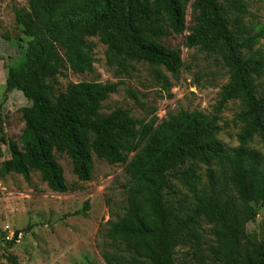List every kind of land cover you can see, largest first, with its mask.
Masks as SVG:
<instances>
[{
	"label": "trees",
	"instance_id": "16d2710c",
	"mask_svg": "<svg viewBox=\"0 0 264 264\" xmlns=\"http://www.w3.org/2000/svg\"><path fill=\"white\" fill-rule=\"evenodd\" d=\"M26 2L27 9L15 11L25 47L21 60L7 68L5 88L30 103L22 109L27 135L21 146L0 138L10 156L3 171L25 181L36 172L52 192L65 194L69 188L57 155L69 157L82 183L91 180L94 158L124 166L125 203L104 236L105 264H177L176 250L188 238L199 246L195 228L201 222L212 227L207 251L213 264H264V246L245 232L264 208V154L246 148L253 137L264 142V92L258 97L254 86L255 79L264 77V56L250 54L257 36L243 38L229 29L224 6L231 8L233 0ZM186 31L185 48L220 56L227 70L216 114L230 101L243 106L236 148L226 149L215 137L217 116L207 118L198 111L181 110L158 120L153 109L148 121L123 108L102 114V104L117 93L122 80L69 84L62 93L55 89L65 68L74 74L93 72L95 45L87 39L98 38L117 67V78L130 76L132 64H144L160 90L168 92L171 84L162 69L177 78L185 66L181 51L161 39ZM126 95L145 107L135 90L128 88ZM135 138L137 143L128 146ZM194 163L208 168V189L186 212L177 211L167 200L170 181L197 178ZM211 166L217 169V181ZM84 211L75 215L85 216Z\"/></svg>",
	"mask_w": 264,
	"mask_h": 264
},
{
	"label": "rangeland",
	"instance_id": "374dc122",
	"mask_svg": "<svg viewBox=\"0 0 264 264\" xmlns=\"http://www.w3.org/2000/svg\"><path fill=\"white\" fill-rule=\"evenodd\" d=\"M224 8L229 29H237L243 38L257 36L250 54L264 56V0H233L231 8ZM25 9L26 0H0V138L14 141L19 146L27 135L22 109L29 107L30 103L18 91L7 92L5 82L7 68L17 64L23 55L25 42L19 40L26 39L16 24L15 11ZM186 22L187 29H190L193 15L189 7ZM186 35L187 31L161 39L166 47L181 51L185 66L177 78L162 69L171 84L168 92L160 90L153 73L144 64H132L134 70L130 76L122 74V79L117 78V67L98 38L87 39L95 45L93 72L74 74L65 68L56 77L55 89L62 93L69 84H106L122 80L123 85L118 87L117 93L102 104V114L123 108L129 110L133 118L148 121L153 109L158 120L181 110L198 111L207 118L217 116L219 129L215 137L226 149L236 148L238 134L244 125L238 120L243 106L239 101H230L221 113L216 114L219 93L228 81L227 70L223 68L220 56L185 48ZM254 86L259 97L264 92V77L255 79ZM128 88L142 96L143 109L126 95ZM137 140L135 138L128 146ZM246 148L264 154V142L258 137L251 138ZM9 158L7 147L0 142V264H105L101 256L106 250L104 236L109 222L122 214L125 203L128 177L124 166L109 165L94 158L91 180L82 183L74 175L69 157L57 155L69 188V192L59 194L52 192L36 172L31 174L29 181L20 175L5 173L3 163ZM193 166L197 178L188 183L176 179L170 181L171 193L167 194V200L177 211L186 212L208 189V168L196 163ZM186 168L188 166L183 169ZM210 169L217 181V169L214 166ZM79 211H84L85 216L75 215ZM211 230L212 227L204 222L198 224L195 232L199 246L188 238L176 250V263L213 264L207 251L213 239ZM16 232L17 240L14 241L12 238ZM245 232L258 245L264 246V208H259L256 220L246 225Z\"/></svg>",
	"mask_w": 264,
	"mask_h": 264
},
{
	"label": "water",
	"instance_id": "95a60500",
	"mask_svg": "<svg viewBox=\"0 0 264 264\" xmlns=\"http://www.w3.org/2000/svg\"><path fill=\"white\" fill-rule=\"evenodd\" d=\"M17 235H18V233L16 232V233L14 234L13 238H12L14 241L17 240Z\"/></svg>",
	"mask_w": 264,
	"mask_h": 264
}]
</instances>
